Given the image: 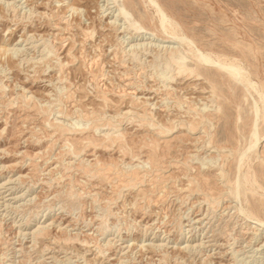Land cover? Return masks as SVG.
I'll list each match as a JSON object with an SVG mask.
<instances>
[{
	"label": "rangeland",
	"instance_id": "obj_1",
	"mask_svg": "<svg viewBox=\"0 0 264 264\" xmlns=\"http://www.w3.org/2000/svg\"><path fill=\"white\" fill-rule=\"evenodd\" d=\"M61 1L0 0V264H264V0H152L174 44L149 0L121 1L152 41L109 0ZM188 40L257 93L215 65L168 80Z\"/></svg>",
	"mask_w": 264,
	"mask_h": 264
},
{
	"label": "bare ground",
	"instance_id": "obj_2",
	"mask_svg": "<svg viewBox=\"0 0 264 264\" xmlns=\"http://www.w3.org/2000/svg\"><path fill=\"white\" fill-rule=\"evenodd\" d=\"M109 1H111V5L113 6V8H115V11H117V13H118L115 17V21L112 23V27L114 30L119 29L116 27L117 26L116 22L118 21L124 25L123 32H125V34H128L131 39L140 38V39H147V40H151V41L156 39L155 38L156 37L155 30H152V29L149 30L147 28H143L141 25H139L137 22H134L129 17L128 11L124 7V4L121 0H113V1L109 0ZM61 6H63L65 13L71 12L73 14L77 10L76 7L71 5L70 0H68V1L62 0ZM146 6L151 7L154 10L153 11L154 13H152L153 18L156 20V26L154 28L156 30H159V31L161 30L165 33V37L168 39L164 40V42L174 44V43H176V41H178V39L180 40V37L178 36V33L176 32V27H177L176 25L177 24L175 23V21L172 18H170L166 13H164L154 1L149 0L148 3H146ZM169 38H171V40H173V41L169 40ZM123 43L124 42L119 41L117 43L118 47L119 48L122 47ZM179 45H180L179 48H176V49H173V48H171V49L167 48L166 49L165 48V50H163V52H162L166 56L168 55L167 56L168 57L167 58L168 59L167 60L168 70L173 69L172 74L170 72L171 75L169 76L168 80H174L177 77L180 79L185 78V77H190V76L197 77V76H200L199 69H198L199 66L200 67L208 66V68H209V66L215 65L219 68L218 73H220L222 76H225L227 78V80H229L231 82L237 81V82L242 83V84L244 83L245 84L244 87L247 89V92L254 91L257 93V91H258L257 88L255 89L254 84L249 81L248 75H247L244 67L242 66V64L240 62H236L234 59L231 60V59L221 58V56H218V55L212 56V55H210L211 53H207L206 51H202L200 49L198 50V49H196V47L192 46L193 44L190 42V40L182 41V42L180 41ZM145 48H148V47H145ZM134 55H136V54H134ZM156 55H158V54H156ZM161 55L162 54L160 53V57H161ZM130 56H131V54H130ZM162 57H163V55H162ZM134 58H136V56H134ZM134 58L132 57V59H134ZM222 76H220V78ZM210 88L213 91L214 85L211 84ZM255 100H257V99H255ZM259 105H261V106H256L254 109V118H255L256 122L258 120H260L261 124L264 125V103L262 102V104L260 103ZM190 130L193 131L194 128L190 127ZM160 133H161V137H167L172 132H171V129L165 128L163 130H160ZM257 140H258V136L253 134L251 144L249 145L247 150L243 149L242 151H240V153L238 155V157H239V168L245 167V166L249 165L248 164L249 162L253 161V159H254L253 152H254V148H255L254 146H255V143L257 142ZM247 167H249V166H247ZM244 175H246V174H244ZM245 177H243L241 184L239 186L236 185L235 189H233V191H231L228 194V196L226 195L228 198H231V199L235 198L236 199L237 198L236 194L238 192V188H240V187L243 189V190L241 189V191L244 193L249 189L248 186L250 185V182H249V179L248 180L246 179L248 177H246V178ZM249 194H251V193H249ZM243 195H245V194H243ZM245 208H243V209L245 210ZM242 212H243V210H242ZM243 213H245V212H243ZM247 214H249V213H247ZM249 215L251 216V214H249ZM249 215H247V216H249Z\"/></svg>",
	"mask_w": 264,
	"mask_h": 264
}]
</instances>
